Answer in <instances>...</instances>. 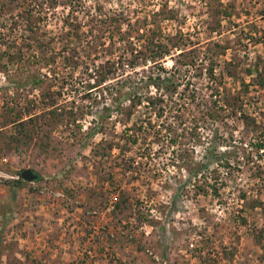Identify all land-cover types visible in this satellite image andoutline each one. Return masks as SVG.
<instances>
[{
    "label": "rangeland",
    "instance_id": "374dc122",
    "mask_svg": "<svg viewBox=\"0 0 264 264\" xmlns=\"http://www.w3.org/2000/svg\"><path fill=\"white\" fill-rule=\"evenodd\" d=\"M114 13L190 79L179 114L92 87ZM259 141L264 0H0V264H264ZM209 145L220 162L189 180Z\"/></svg>",
    "mask_w": 264,
    "mask_h": 264
},
{
    "label": "trees",
    "instance_id": "16d2710c",
    "mask_svg": "<svg viewBox=\"0 0 264 264\" xmlns=\"http://www.w3.org/2000/svg\"><path fill=\"white\" fill-rule=\"evenodd\" d=\"M108 19L112 21L113 26L111 29L108 28L112 36L111 45L120 52L117 56L106 59L104 62L94 67V75H96L97 78L94 80V85H92L93 88L97 86H106L105 88H107L109 92H115V96L113 97L115 106L119 108L122 107V103L131 102V106L143 105L147 114H149V109H151V112L152 110H156L157 114L165 113V108L171 110V112H177L180 107L185 106L183 105L185 103L183 100H192L195 98V94L186 93V90H188L190 86V79L179 78L176 75L178 71L176 65L173 64L171 68H167L161 63L165 55H170L168 45H164L161 42L155 43L149 41V28L147 27V23L142 24L143 26L145 25V27L142 28L143 30L140 33L135 35L140 42L136 49L133 47L136 44L132 41L130 34L133 32L134 22L136 23L138 20L132 22L128 17L124 16L123 13H114L113 15H108V17L105 16L102 20L105 23ZM124 22L126 27H122V23ZM113 32L118 34V44L114 41ZM73 34L79 41L82 40L81 34L85 35L84 38H87V32L84 30L80 32L77 30V32ZM88 40L89 38H87V41ZM149 48L153 50L150 53ZM135 51L140 55V59L136 55L137 61L136 59L134 60L135 57H132L136 54L134 53ZM182 53L183 52H180L179 54L181 55ZM49 58V60H52L51 56H49ZM139 62H142V64L139 65ZM126 68H129V70H126ZM180 87L181 90H179ZM150 88H153L154 91L152 92ZM177 96L178 99H176ZM112 110H115L113 105L104 106L103 112L98 113L101 122L105 116L108 117L110 115ZM177 113L175 116H177ZM207 114L211 118L215 116L211 111H208ZM32 118L33 116L28 117L27 120L31 121L33 120ZM19 123L25 124V120H21ZM99 128L97 124L94 125V127L90 129L88 136L93 137L99 132ZM257 148L258 150L264 151V144L259 141L257 143ZM214 162L216 164L220 162V155H217L209 145L207 154L204 156L203 160L195 164L196 167H194V171L188 176V179L200 177L202 175V170H208L210 165ZM20 173H18V179L14 181V184H20L22 182ZM181 185L177 187L174 198L178 194L180 187H184V185ZM202 191L207 192L205 189H202ZM212 192L213 194H217L218 190L214 187Z\"/></svg>",
    "mask_w": 264,
    "mask_h": 264
},
{
    "label": "water",
    "instance_id": "95a60500",
    "mask_svg": "<svg viewBox=\"0 0 264 264\" xmlns=\"http://www.w3.org/2000/svg\"><path fill=\"white\" fill-rule=\"evenodd\" d=\"M20 174L21 178L26 181H34L39 177V175L35 171L28 168L23 169Z\"/></svg>",
    "mask_w": 264,
    "mask_h": 264
}]
</instances>
